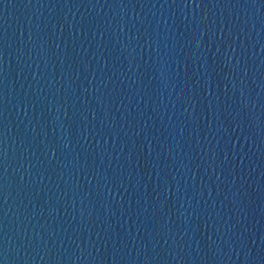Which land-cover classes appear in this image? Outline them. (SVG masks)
I'll return each instance as SVG.
<instances>
[{"label": "water", "instance_id": "1", "mask_svg": "<svg viewBox=\"0 0 264 264\" xmlns=\"http://www.w3.org/2000/svg\"><path fill=\"white\" fill-rule=\"evenodd\" d=\"M192 3L0 0V264L264 255V0Z\"/></svg>", "mask_w": 264, "mask_h": 264}, {"label": "snow or ice", "instance_id": "2", "mask_svg": "<svg viewBox=\"0 0 264 264\" xmlns=\"http://www.w3.org/2000/svg\"><path fill=\"white\" fill-rule=\"evenodd\" d=\"M197 6L198 5L195 3V0H193L192 7H197ZM221 42H223V40ZM215 63H216V60L214 59L213 64H215ZM245 71H247V70L245 69ZM245 107H246V105H245ZM254 107H255V102H253V108ZM224 110L227 111V108H225ZM245 115L247 116L249 125L252 129H256L257 127L264 129V118L257 115L253 111L246 112ZM193 119H194V122L198 123V121H196L195 118H193ZM117 179L118 178L113 179L110 182L115 184ZM2 191H3V186L0 185V192H2ZM143 248H144V245H143V243H141L140 244L141 251H143ZM133 251L135 252V249H133ZM251 259L253 261H255L256 264H264V255H261L260 253H258L256 257H251Z\"/></svg>", "mask_w": 264, "mask_h": 264}]
</instances>
